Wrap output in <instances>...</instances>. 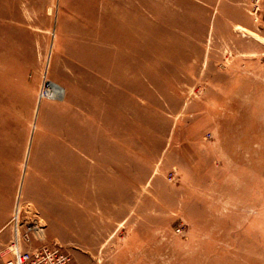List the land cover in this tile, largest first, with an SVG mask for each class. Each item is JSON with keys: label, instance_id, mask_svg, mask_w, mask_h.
<instances>
[{"label": "rangeland", "instance_id": "374dc122", "mask_svg": "<svg viewBox=\"0 0 264 264\" xmlns=\"http://www.w3.org/2000/svg\"><path fill=\"white\" fill-rule=\"evenodd\" d=\"M15 215L73 264H264V0H0V264Z\"/></svg>", "mask_w": 264, "mask_h": 264}, {"label": "built area", "instance_id": "2783aa9c", "mask_svg": "<svg viewBox=\"0 0 264 264\" xmlns=\"http://www.w3.org/2000/svg\"><path fill=\"white\" fill-rule=\"evenodd\" d=\"M14 222V240L4 254V264H73L70 252L61 243L48 239L46 225L39 218L26 222L23 230L16 215Z\"/></svg>", "mask_w": 264, "mask_h": 264}, {"label": "bare ground", "instance_id": "6f19581e", "mask_svg": "<svg viewBox=\"0 0 264 264\" xmlns=\"http://www.w3.org/2000/svg\"><path fill=\"white\" fill-rule=\"evenodd\" d=\"M48 92L49 93H59V94H62V92H63V88L60 86V85H58V84H56L55 82H49V90H48Z\"/></svg>", "mask_w": 264, "mask_h": 264}]
</instances>
